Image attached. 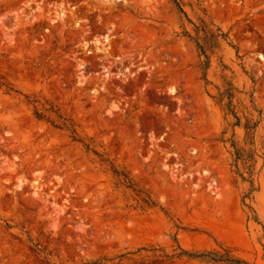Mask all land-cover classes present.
<instances>
[{"label":"rangeland","instance_id":"1","mask_svg":"<svg viewBox=\"0 0 264 264\" xmlns=\"http://www.w3.org/2000/svg\"><path fill=\"white\" fill-rule=\"evenodd\" d=\"M214 253L264 264V0H0V264Z\"/></svg>","mask_w":264,"mask_h":264},{"label":"trees","instance_id":"2","mask_svg":"<svg viewBox=\"0 0 264 264\" xmlns=\"http://www.w3.org/2000/svg\"><path fill=\"white\" fill-rule=\"evenodd\" d=\"M29 101L34 103L35 101H38V100L37 99H32V100H29ZM45 110L51 111V113H53L54 117H51L50 115H46L42 111H38L37 107L35 106V114H36V116L38 118L46 117L55 126L65 127L67 129H70V131L72 133V136L76 137L75 129L72 127L71 122H69V120L65 116H63L61 113H59L57 108H54V106L51 105L49 108H45ZM213 255H214V256H212L213 259H224V260L233 262L235 264H241L243 262V260H241L239 258H235V257L230 256V255L223 256V255H217V253H214ZM222 257H225V258H222Z\"/></svg>","mask_w":264,"mask_h":264}]
</instances>
